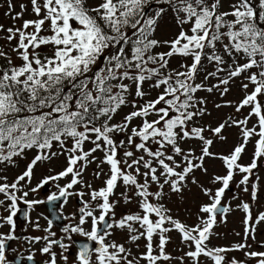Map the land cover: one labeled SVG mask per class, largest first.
Masks as SVG:
<instances>
[{
    "label": "snow or ice",
    "instance_id": "6c2138e0",
    "mask_svg": "<svg viewBox=\"0 0 264 264\" xmlns=\"http://www.w3.org/2000/svg\"><path fill=\"white\" fill-rule=\"evenodd\" d=\"M29 3L33 18L22 19L27 10L22 4L12 17L19 26L0 25L6 34L0 45V173L17 166L28 151L35 153L11 182L0 175V209L7 213L0 214V229L8 226L0 232V264H35V245L48 257L43 264H69L67 253L77 243L73 234L87 242L79 243L71 264H264V251H246L256 225L264 223V212L254 216L249 202L236 206L244 213L241 242L209 247L218 217L226 222L232 211L222 204L232 184L255 201L264 183L258 175L264 167V0H227V7L225 0ZM8 7H13L10 0ZM169 15L176 31L159 39L161 21ZM237 81L240 99L214 105L230 107L233 114L216 126L202 123L211 113L207 97L199 93L223 98ZM126 107L131 111L114 122ZM228 128L236 129V142L223 152L212 151L227 143ZM59 156L64 167L32 187L35 168ZM217 161L222 172L209 174V163ZM93 164L92 176H103L102 186L85 179ZM197 172L208 177L207 184ZM50 182H57L58 194L47 201L28 199ZM189 185L207 197L193 225L174 218L164 202L171 194L183 199ZM77 186L80 190H74ZM118 188L123 203L136 209L119 219ZM69 197L80 207L63 217L70 221L63 236L52 231L51 219L45 217L47 227L30 219L35 206L61 198L67 204ZM22 211L27 225L43 235H16L15 218ZM115 229L136 248L143 239L144 251L134 254L112 239ZM171 232L188 249L175 257L166 251ZM18 240L29 246L27 257L10 248L9 242ZM8 251L16 253L12 260ZM229 252H243L246 259L226 260Z\"/></svg>",
    "mask_w": 264,
    "mask_h": 264
},
{
    "label": "rangeland",
    "instance_id": "374dc122",
    "mask_svg": "<svg viewBox=\"0 0 264 264\" xmlns=\"http://www.w3.org/2000/svg\"><path fill=\"white\" fill-rule=\"evenodd\" d=\"M11 4L13 5L12 9L10 10L8 7V0H0V25H3L5 28L12 27V26H19V23L21 21H14L12 19L13 16H15L16 13L21 11V5H25L27 10L24 11V15L22 19H31L33 18L31 13V5L29 3V0H10ZM91 2H95V0H91ZM225 7H227V0H225ZM10 13V14H8ZM176 31L174 23L170 19L169 16H165L164 20L161 21L160 28L158 29L156 36L159 39H167L170 35V33ZM6 35L5 33L0 32V45H4L5 42L3 40V36ZM166 49H157V51H164ZM177 60L172 61V66L175 67L177 65ZM155 95V93H153ZM201 96L207 97V108L208 111L211 113L210 116H205L202 123H211L213 126H216L219 122H221L226 116L233 114L232 108H223V109H216L214 105L216 103H221L223 100H238L240 99L242 93L239 87V81H237L235 84L231 85V91L228 95L221 98L219 94H208L205 92L199 93ZM131 111L130 107L123 108L119 114H117L114 118V122H119L122 117L127 113ZM138 123V121H134L133 124ZM236 129L234 128H228L225 130L224 135L228 137V141L226 144H220L217 143L212 151L216 152H223L227 148H230L232 144L236 142ZM187 147V145H185ZM88 148V147H86ZM53 151H59V148L54 145ZM251 146L248 148V155H245L242 159V163H248L249 157L251 154ZM96 155H101V153H96ZM34 154H28L24 159H17V166L13 167L11 165L7 166L5 170L0 173V175H6L8 177L9 182L12 181V179L18 175L20 172H22L26 166V164L32 159ZM42 165H45V171L44 175H54L56 172L61 170L64 165V157L59 156L57 158H54L50 162H45L44 164H40L39 168L37 167V170L34 171V177L32 180V187H35L38 181V177L42 171ZM0 168H4V165H0ZM49 168L52 169L51 172H49ZM209 168V174L216 172L221 173L222 169L219 166V162H210L208 165ZM95 169V164L90 165L89 168L86 171L85 177L87 181H92L94 178L92 176L93 170ZM106 170V168H105ZM197 178L200 180L201 183L207 184L208 177L201 175L199 172L196 173ZM258 175L261 177H264V167H261ZM104 177L101 176L98 182L100 185L102 184ZM236 180H239V177L236 178ZM102 186V185H101ZM123 191L122 188H119V191L116 193V199H121L119 196V193ZM19 195V193H18ZM258 195H261L262 197H259ZM233 196H236L237 199H233ZM258 199L255 200L254 206L251 207L253 215H258L261 212H264V183L261 184V189L257 193ZM2 198V197H0ZM28 199H37L36 196L32 195V193L29 194ZM249 202L251 201V198L248 193H245L238 189L236 187L235 182L230 187V190L225 194V198L223 200V204L230 205L232 208V211H230L226 216V222H219L214 227L213 231L216 233V235H213L211 237L209 247H231L235 243L241 242L242 236H243V224H242V218L244 216V213L240 209H238L236 206L240 202ZM166 206L171 209V215L174 218H177L181 220L182 222H185L189 225H193L197 223V214L199 206L202 203L207 202V197H204L202 193L200 192L199 188L195 185H189L188 189H185L183 192V199H181L179 196L175 194H171L169 198H166L164 201ZM120 207V210H125V212H128L129 210L135 211L134 205H125L123 203V200L121 199V202L117 205ZM119 208H118V214H119ZM0 211H3L0 209ZM33 215L37 216L38 211L35 209L32 212ZM264 226L257 225L256 226V232H255V240H248V243L251 245V247L256 246L257 244H264V238L259 239L257 237V232L262 230ZM236 233H239L240 235H236ZM170 236L169 243L166 246V251L172 255V256H179L182 254L183 251H187L188 249L184 248L181 244L179 234L176 232H171L168 234ZM112 239L116 240L118 243H125L127 247H132V251L134 254L138 252L144 251V243L145 241L141 239L137 243H139L140 247L136 248L134 245L130 244V242H127V234L122 230L114 231V234L111 237ZM246 251H252V250H246ZM236 258L237 260H242L244 257V253L240 252L237 254V252H229L226 255V260L228 258ZM255 263V262H254ZM143 264V262H141ZM163 264V262H162ZM172 264H176V261H173ZM204 264H209L208 261L205 260Z\"/></svg>",
    "mask_w": 264,
    "mask_h": 264
},
{
    "label": "flooded vegetation",
    "instance_id": "af4514ba",
    "mask_svg": "<svg viewBox=\"0 0 264 264\" xmlns=\"http://www.w3.org/2000/svg\"><path fill=\"white\" fill-rule=\"evenodd\" d=\"M39 165L37 166L38 168H39ZM37 167L35 168L34 171L37 170ZM41 168H42V171H41L39 177L37 178L38 179L37 183L41 179H43V177L47 176V175H44L45 165H42ZM59 171H60V169H59ZM49 175H51V174H49ZM85 179H86V177H85ZM96 181H97V179H93L92 181H88V182L91 183L93 185V187H98V186L102 185V184L100 185ZM56 183L57 182H50L48 185H45L44 188L40 189V191H38L37 193H32V195L36 196L38 200L47 201V197L50 194H52V193L58 194V189L56 187ZM58 183L63 185L64 183H66V180H61ZM74 190H80L79 186H77V188ZM117 191H119V188L116 190V193H117ZM258 196L262 197L261 195H258ZM258 196H257V199H258ZM56 202H58V203H52V206L54 207L56 214H54V215L49 214L47 207H46L47 203H44V204H39V205L35 206V209L38 211L39 215L35 216L32 214V212L35 210L34 209V210H29V216H30V219L33 221L38 219L39 223L41 224L42 227H47V219H45V217H47L48 219H51L53 221L52 231L56 232L57 238H59L60 236L64 235V233L62 232V228L64 227V225L67 223H70L69 220H66L63 217H68V216H71L73 213H76L78 208L80 207V202L76 197H69L67 204H64L63 198H61L60 200H58ZM222 204H223V201H222ZM254 204H255V201L251 200L250 206L252 207V206H254ZM20 207L22 209H26V206L23 205L22 203L20 204ZM118 208L120 210L119 206H117L115 209L117 219H119L122 214L127 213V212H125V210L122 209L119 211V214H118ZM22 213H23V211H22ZM0 214L6 215L7 213L0 211ZM218 219H220V218L218 217ZM15 220L17 223V230H16L17 236L24 237V236L43 235V233L34 231L30 225H27V221L25 219H24V221L21 222L16 217ZM259 225L264 226V223H260ZM26 227H27V230L25 231ZM117 230H120V229H115L114 231H117ZM7 231H8V226H5L4 228L0 229V232H7ZM114 231H113V234H114ZM256 234H257V237L259 239L264 238V228L262 230L260 229V231H258ZM73 240H75L77 243L75 245H73L70 248L69 253H67L69 255V264H71V261H73L75 258V252L78 248L79 243L80 242H87L85 240V238L79 237L76 234H73ZM9 243H10V248L18 249L23 257H27V255L29 254V252L27 251L29 246L23 240L12 241ZM65 243H69V242L67 240H65ZM39 247H40V245H35V247L33 249V251H35V256H34L35 264H43V261H45L48 258L46 255H42L38 251ZM54 250L59 251L58 249H54ZM246 250L264 251V247H260V244H257L256 246L251 247L250 249H246ZM239 253L240 252H237V254H239ZM7 255H8L9 260H12L15 257L16 253H14L12 251H8ZM245 259H246V257L244 256L242 258V260H245ZM254 262L255 261L253 260L251 262V264H255ZM20 264H30V262H27L26 260H21Z\"/></svg>",
    "mask_w": 264,
    "mask_h": 264
},
{
    "label": "water",
    "instance_id": "95a60500",
    "mask_svg": "<svg viewBox=\"0 0 264 264\" xmlns=\"http://www.w3.org/2000/svg\"><path fill=\"white\" fill-rule=\"evenodd\" d=\"M54 203H58V202L55 201ZM47 210H48V213L51 214V215L56 214L55 209L52 206V203L51 204H47ZM17 219H19L22 222L24 220V214L22 212L18 213Z\"/></svg>",
    "mask_w": 264,
    "mask_h": 264
}]
</instances>
